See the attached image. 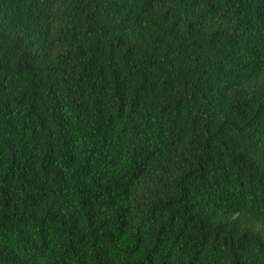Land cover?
I'll return each mask as SVG.
<instances>
[{
	"label": "trees",
	"instance_id": "obj_1",
	"mask_svg": "<svg viewBox=\"0 0 264 264\" xmlns=\"http://www.w3.org/2000/svg\"><path fill=\"white\" fill-rule=\"evenodd\" d=\"M0 264H264V0H0Z\"/></svg>",
	"mask_w": 264,
	"mask_h": 264
}]
</instances>
